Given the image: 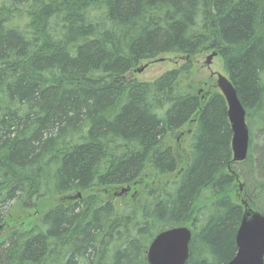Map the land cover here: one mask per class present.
I'll return each mask as SVG.
<instances>
[{"label": "trees", "instance_id": "obj_1", "mask_svg": "<svg viewBox=\"0 0 264 264\" xmlns=\"http://www.w3.org/2000/svg\"><path fill=\"white\" fill-rule=\"evenodd\" d=\"M212 52L248 120L263 114L264 0H0V264H148L180 226L194 229L187 264H228L236 178L263 214L264 180L240 172L249 156L233 163L222 95L185 85ZM169 55L186 63L129 78ZM124 186L136 194L114 198Z\"/></svg>", "mask_w": 264, "mask_h": 264}, {"label": "water", "instance_id": "obj_2", "mask_svg": "<svg viewBox=\"0 0 264 264\" xmlns=\"http://www.w3.org/2000/svg\"><path fill=\"white\" fill-rule=\"evenodd\" d=\"M217 53L207 58L210 65ZM146 67L137 70L142 73ZM217 87L227 103V116L232 130L233 162H244L248 157L249 129L246 110L233 83L218 75ZM241 191L243 186H240ZM128 192V190H124ZM76 198H81L79 194ZM245 211L236 234L237 253L228 264H264V215L244 202ZM193 232L188 227H176L159 233L149 246V264H187L190 259Z\"/></svg>", "mask_w": 264, "mask_h": 264}, {"label": "rangeland", "instance_id": "obj_3", "mask_svg": "<svg viewBox=\"0 0 264 264\" xmlns=\"http://www.w3.org/2000/svg\"><path fill=\"white\" fill-rule=\"evenodd\" d=\"M209 55L210 54H205L195 59L193 75L185 82V85L191 88H196L197 86H199V90L201 93L200 96H206L207 93L217 92L218 90L217 87H214L216 86L217 77L211 79L210 78L211 72L226 76L223 67V61L220 57H217L213 60L210 70H207L206 67L203 68V66H205V61ZM161 59H163L164 61H160ZM160 60L159 62L157 61L148 62L151 64L142 74H134V75L132 74L129 76V78L136 79L139 82H153L157 80L159 77H161L163 74H165L166 72L172 71L174 69H179L180 67H182L186 63L187 59L181 56L169 55L160 58ZM148 63L143 64L141 67H143ZM207 81L210 82L209 86H204V83H206ZM248 125L250 131V141L253 144L252 154L251 152H249V158H250L249 163L246 164L244 167L240 168L239 170L242 173H248L247 178L254 183V186H256L259 185L260 182L264 180V113L258 115L252 120H248ZM188 130H189V125H187L182 130V132L186 133ZM180 144L181 142L176 143L174 145L177 146ZM184 145L185 143H182V146H179L180 148L179 150L183 151L185 147ZM241 184H243L247 188V182L244 178L241 180ZM247 190L244 187V190L240 192L238 186V190L235 193L234 200L241 203V201L246 199L245 196L247 197L249 196L251 198L250 193H248ZM131 194H134V192H132ZM255 196L258 199H260V207L264 212V191L260 193L259 191H257ZM117 202H120V200H117ZM32 213L33 212H31V214Z\"/></svg>", "mask_w": 264, "mask_h": 264}, {"label": "flooded vegetation", "instance_id": "obj_4", "mask_svg": "<svg viewBox=\"0 0 264 264\" xmlns=\"http://www.w3.org/2000/svg\"><path fill=\"white\" fill-rule=\"evenodd\" d=\"M212 77H213V76H212ZM209 84H210V83H206L205 86H206V85L209 86ZM204 98H205V97L203 96V99H204ZM185 137H186L185 134H182V135H181V133H180V135H179L178 138L176 139L177 143H179L181 140H184Z\"/></svg>", "mask_w": 264, "mask_h": 264}]
</instances>
